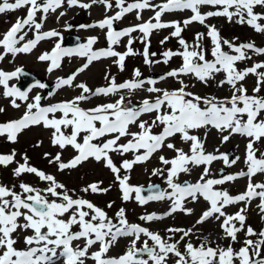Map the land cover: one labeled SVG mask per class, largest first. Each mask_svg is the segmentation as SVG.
I'll list each match as a JSON object with an SVG mask.
<instances>
[{
    "label": "snow or ice",
    "instance_id": "snow-or-ice-1",
    "mask_svg": "<svg viewBox=\"0 0 264 264\" xmlns=\"http://www.w3.org/2000/svg\"><path fill=\"white\" fill-rule=\"evenodd\" d=\"M66 2L68 7L89 9L95 4H102L106 12L113 9L112 0ZM64 3L65 0H2L0 14L26 8V15L18 17L5 32L0 33V61L8 54L15 57L19 53H30L39 42L60 37L61 34L55 29L42 31V27L48 14L55 13ZM203 6H210L214 10L202 12ZM114 7L117 10L113 15H105L103 19L91 25H80L81 28L106 29V48L94 49L96 38L91 37L75 48H65L60 42H56L51 51L38 57L40 61L49 62L48 72L59 69L65 57L79 56L87 60L76 72L66 78H58L48 96H53L64 86L72 87L75 78L94 61L115 58L113 63L123 71L126 57L137 54L132 48L134 32L142 34L140 39L144 43L142 54L145 64H168L173 57L182 59L178 68L158 78L160 81L175 78L180 87L173 90L158 88L157 79L144 78L141 71L136 69L131 79L120 83L115 77L106 76L107 86L97 87L95 90L84 83L76 84L75 87L81 89L80 95L45 106L42 105L43 97L40 94H37L32 102L27 101L33 87L44 89L46 84L37 82L27 90H21L9 83L24 75L21 68L11 72L0 70L2 95L11 98V106L18 109L20 104L17 101L27 102L20 118L0 122V137H6L8 142L15 143L22 131L42 124L45 129L52 130L53 146H58L61 150L71 146L76 152L67 162L62 160V152H57L49 159V164H56L59 171L75 169L91 158L96 162L102 161L113 173L122 201L134 199L140 206L153 201H170L168 211L163 214L153 212L141 215L140 221L149 223L162 220L177 211L191 215L193 209L186 207V204L203 198L209 207L203 211L196 224H202L215 217L220 221L219 227L224 238L235 243L239 239L238 233L244 231L246 239L238 250L233 244L213 247L205 238L198 246L190 241L185 242L181 251L179 245L192 235L191 228L185 230L170 227L167 229L169 235L164 237L141 224L130 223L123 207L114 217H110L103 208L76 195L74 190L70 194L66 186L58 182L54 175L32 166L26 154L21 158L23 162L17 161V153L13 150L10 154H0V166L8 167L15 163V177L34 174L40 181L45 182L47 187L40 189L21 182L17 191L15 185L9 187L0 184V264H88V261L93 264H171V257H175L174 264H264V229L257 232L249 225L245 230L246 212L253 200H259L257 207L264 213V183H256L253 179L257 174L264 175V151L255 147L258 142L264 140V95H261L264 92V62H254L242 70L237 67L239 62L251 59L249 52L264 55V47H257L254 42L236 44L223 39L214 25L206 24L210 17H226L229 22L235 19L236 23L246 24L255 32L264 34V13L255 11L257 7L264 9V0H163L159 4H154L152 0H114ZM146 9L154 13L148 20L121 30L114 28V22L134 11L136 19L142 20V12ZM186 10L190 11L191 15L183 20V27L179 21L162 20L166 13ZM63 15L64 12H60V16ZM193 22L207 28L206 35L212 45L211 59L208 58V49L201 43L205 37L204 33H197L191 45L181 35L184 28ZM167 28L173 29L170 37L178 38L182 50L168 49L161 53L162 61L152 60L150 57L156 56V53L149 51V38L154 31ZM33 30V38L26 40L28 32ZM124 37H128L126 51H117L115 46L119 45ZM168 39L169 36H166L160 43L164 44ZM225 46L230 51H225ZM220 73L224 74V78L218 81V87L228 85L232 90L229 97L222 99L215 96L201 97L187 91L188 85L179 79L191 75L198 81L207 83ZM249 75L256 77L252 94H249L243 84ZM145 85H148L146 91L155 96L153 99H143L138 105H131L130 101L126 103L125 97L121 95L115 102L98 104L88 109L80 107L81 102L92 97L115 95L124 90L131 94L143 89ZM2 111L4 109L0 108V112ZM151 113H155V117L150 123L140 119L144 114ZM133 125L137 126L139 131H130ZM155 128L161 130L156 133L153 131ZM207 128H214L220 133L227 132L228 135L222 136V143L228 142L234 134L247 138L244 157L246 170L235 174H223L221 170L218 178H209L212 176L210 165L214 161L222 160L226 167H231L240 157H230L226 152L219 153V149L207 152L205 139L192 134L193 130ZM69 129L70 132L66 131ZM177 135L184 143L189 144L187 152L177 148L174 143L167 142ZM206 136L207 133L205 138ZM122 138H127L125 143H120ZM39 144L40 142L36 146ZM165 146L174 151L175 155L172 158L159 156L163 167L153 168L151 175L164 177L167 188L151 183L147 187L131 184L129 173L134 166L149 161ZM111 153L120 156L133 153V158L123 159L117 166ZM44 155L45 158L50 157L49 153ZM201 165L204 166L203 172L196 182L178 181L181 174H190L193 167ZM122 170L125 173L123 175ZM243 177L247 178V184L240 194L232 195L229 191L217 187ZM101 184L102 181L92 182L80 191L108 192L109 188L101 187ZM240 203H243L244 207L234 214L225 211L228 206ZM112 206V203H109L107 208ZM29 231L30 235L22 236L24 247H17V235ZM177 233L181 234L180 238L174 240L173 237ZM142 237L145 239L142 240ZM120 238H131L129 247L119 256H108L110 248ZM81 241L82 244L79 243ZM96 245L98 250L92 251Z\"/></svg>",
    "mask_w": 264,
    "mask_h": 264
},
{
    "label": "rangeland",
    "instance_id": "rangeland-1",
    "mask_svg": "<svg viewBox=\"0 0 264 264\" xmlns=\"http://www.w3.org/2000/svg\"><path fill=\"white\" fill-rule=\"evenodd\" d=\"M2 2V0H0ZM12 2V0H10ZM84 3H90L91 0H82ZM128 2H134V0H128ZM154 4L162 3L163 0H152ZM113 9L106 12L102 4H95L89 9H83L79 6L68 7L65 0L64 5L58 9L55 13H50L47 16V19L43 21L42 31H48L55 29L61 35L58 38L47 39L38 43L37 47L32 50L30 53H19L15 57L11 54H8L4 60L0 61V70L3 71H14L16 68L24 69L28 72L33 73L35 76L46 79L48 84L52 85L57 81L58 78H66L69 74L76 72V70L82 67L83 64L87 62L86 58L79 56L65 57L61 62V67L59 69L48 72L49 62L40 61L38 57L44 52L51 51L56 42L62 43L66 35L73 34L80 37L85 43L89 38L95 37L96 43L93 45L94 49H101L107 47L106 39V29H100L98 27H84L81 28L80 25H91L95 22L103 19L105 15H113L117 10L114 7V0H112ZM214 10L210 6H203L201 8L202 12H207ZM257 13H264V9L257 7L255 9ZM60 12H64L63 16H60ZM26 15V8L19 9L12 12H6L0 14V33L5 32L18 17H23ZM154 13L152 10H144L142 12V20L136 19V12L127 14L120 21L114 22V28L116 30H121L126 27L142 23L143 21L148 20ZM191 15L190 11L184 12H173L166 13L162 20L165 22L169 21H179L183 27V20L189 18ZM40 14L37 16L39 22ZM68 23L74 24L71 31H66V25ZM207 25H214L216 29L220 32V35L223 39L233 41L236 44L254 42L257 47H264V34L255 32L251 27L246 24H238L233 19L232 22H229L226 17H210L206 20ZM173 31L172 28L162 29L159 31H154L150 36V53H156V56L150 57L152 60L162 61L161 53L165 50L171 49L173 51L182 50L178 44V38L170 37V33ZM197 33H204L205 37L201 41L203 46L208 49V58L211 59L210 49L212 47L210 39L207 37V28L205 25H202L198 22H193L184 28L182 32V37L191 45L194 42L195 35ZM34 30L28 32L26 40L33 38ZM141 33L134 32L132 36L135 37L132 48L137 53L136 55L128 56L125 60V68L121 71L114 63L115 58H103L98 61H94L87 69L81 72L74 80L72 87L64 86L61 89L57 90L53 96H48V91L41 89L38 86L33 87L29 92V100L27 102H32V99L40 94L42 99V105H50L53 103L62 102L65 100L73 99L74 97L81 94V89L75 87L76 84L84 83L90 89L95 90L97 87L107 86L108 80L105 79L106 76L115 77L118 83L132 78V73L134 70L139 69L143 74L144 78H148L150 75H164L168 71L178 68L182 64V59L180 57H173L168 64L153 63L145 64L143 49L144 43L141 42ZM169 36V39L166 43L161 44L160 41L164 37ZM128 37L122 38V41L119 45L115 46L117 51L124 52L126 51ZM225 51H230L226 46L224 47ZM2 51V50H0ZM251 56L250 60L239 62L237 67L239 69H244L249 67L254 62H264V55H256L252 52L248 53ZM224 78V74H217L215 79L209 80L207 83H202L195 79V77L182 76L179 79H182L185 84L188 85L187 91L193 92L196 95L201 97L215 96L217 98H225L231 95V88L228 85L223 87H218V81ZM21 82L20 77L14 78L10 81V85H18ZM244 86L248 89L249 94H252V89L256 85V77L249 75L246 77L243 82ZM148 85H145L143 89H139L129 94L127 90L118 92L115 95L109 96H96L92 97L88 101L81 102L80 107L84 109L95 107L98 104L115 102L121 95L125 97V102H131V105H138L140 101L145 98L153 99L155 94H150L146 91ZM156 87L161 89L173 90L180 87V84L175 78H167L162 81H158ZM53 90V89H52ZM51 90V91H52ZM3 88L0 86V108L4 111L0 112V122H7L10 120L20 118L25 109L27 102L17 101L20 104V107L13 108L11 106V98H5L2 95ZM264 95V92L261 93ZM59 115V114H57ZM155 113L144 114L140 119L146 120L149 123L154 119ZM161 128L153 129L154 132L158 133ZM70 132L69 130H66ZM130 131L136 132L139 131L138 127L133 125L130 127ZM51 129H45L43 125L31 126L28 129L22 131L18 136V140L15 143L8 142L6 137H0V154H10L13 150L17 153L16 160L19 162L22 161V156L27 155L30 160V164L36 168L43 170L47 174H52L55 176L58 182L63 183L66 188L71 192L74 190L75 194L82 196L85 199L90 200L95 205L103 208L110 217H114V214L123 207L126 210V215L130 223H138L144 227H147L150 231L158 232L161 236L167 237V229L172 228H183L185 230L191 228L192 235L186 238L185 241H182L179 245L180 250L183 251V245L185 242H192L194 245H199L200 243L207 239V242L215 247L217 245L221 247H226L229 244H233L235 249H239L242 246L244 239H246L244 231L238 233V241L233 243L230 239L224 238V234L219 227L220 221H217L215 217L209 218L206 222L202 224H196L197 219L202 215L203 211L207 210L209 207L208 203L200 198L196 202L189 201L186 204V207L193 209L191 215H186L184 212L177 211L171 216H166L162 220L153 221L145 223L139 220L141 215L149 213L163 214L168 211L170 207V201H153L144 206H140L135 202V200H130L124 202L121 200V192L119 189L118 183L115 181L113 173L104 166V163L96 162L94 159H89L86 162H83L77 168L72 170L59 171L56 164H49V159L54 157L57 152H62V160L67 162L71 159L76 152L71 146L66 147V149L61 150L58 146H53L51 144ZM205 133L207 136L205 138ZM192 134L199 135L201 138L205 139V149L207 152H214L216 149H219V153H228L232 151V157L239 156L240 160L231 167H226L222 160L214 161L211 165L212 176L209 178H218L221 174H235L241 170H246V165L244 164L245 150L247 144V138L242 137L238 134L231 136L228 142L222 143V136L228 135L227 132L220 133L214 128L207 129H198L193 130ZM107 138V137H106ZM105 138V139H106ZM127 138H122L120 143H125ZM40 142L37 147V143ZM169 143H174L177 148H182L185 152L189 150V144L184 143L179 135L170 138ZM260 151H264V140L258 142L255 145ZM45 153H49L50 157L45 158ZM218 154V153H217ZM112 159L114 162L119 165L123 159H132L133 153H127L124 156H120L116 153H111ZM165 156L166 158H172L175 153L172 150H169L166 146L155 153L153 157L143 163L137 164L134 166L133 170L129 173L130 183L133 185H143L147 187L149 183L158 184L161 188H167L165 184L164 177L161 176H152L151 171L153 168L163 167L159 162V156ZM16 167V164L13 163L8 167L0 166V184L7 185L12 187L16 186V190L19 191V183L24 182L31 186L44 189L47 187L45 182L39 180L34 174H23L20 177H15L13 175V169ZM203 165L198 167H193L190 174H181L178 178L179 182L187 181L189 183H194L199 178L203 172ZM121 174H125L123 170ZM256 183H264V175L257 174L254 178ZM101 187L109 188V191L106 193H83L80 190L92 182H101ZM247 178H239L232 182H226L224 185L217 186L218 188L225 189L229 191L230 194L236 195L243 192L246 188ZM51 199V198H50ZM112 203V208H107V205ZM259 200H253L248 206L246 212L247 220L245 225V230L247 226H251L254 230L259 232L264 229V213H261L257 207ZM244 207L243 203L230 205L225 211L228 214H234L239 211L240 208ZM21 222H23L21 220ZM237 226L239 224L237 223ZM31 232L19 233L17 235L18 245L17 247L23 248V235H30ZM180 233L175 234L173 237L174 240H179ZM145 239L142 237V240ZM255 239V237H252ZM131 238H120L109 250L108 256H119L129 247ZM79 243H83L82 241ZM151 243V242H150ZM98 250V245L94 246L92 251ZM175 257H171V264H174ZM88 264H93L92 261H88Z\"/></svg>",
    "mask_w": 264,
    "mask_h": 264
},
{
    "label": "water",
    "instance_id": "water-1",
    "mask_svg": "<svg viewBox=\"0 0 264 264\" xmlns=\"http://www.w3.org/2000/svg\"><path fill=\"white\" fill-rule=\"evenodd\" d=\"M73 28V24H68L66 27V30H71ZM80 43H82L81 39L79 37L76 36H72V35H68L66 37L65 42L63 43V45L66 48H75L77 45H79ZM23 70V69H22ZM24 75L20 76L21 78V83L17 86L18 88H20L21 90H27L29 88L30 85H34L37 82L40 83H44L47 85L45 80H40V78H38L37 76H35L33 73L28 72L26 70H23ZM161 75H151L149 78H153V79H157L160 77ZM159 81V80H158ZM47 90H50L51 87L47 85L46 87ZM229 156L232 157L233 152L229 151L228 152ZM158 185V184H156Z\"/></svg>",
    "mask_w": 264,
    "mask_h": 264
}]
</instances>
